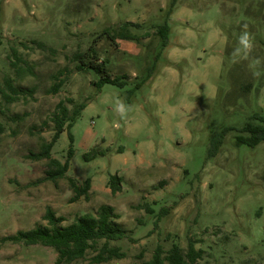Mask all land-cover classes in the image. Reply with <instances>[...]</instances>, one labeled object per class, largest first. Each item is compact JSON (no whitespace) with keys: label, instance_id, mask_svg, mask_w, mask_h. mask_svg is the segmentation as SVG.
<instances>
[{"label":"rangeland","instance_id":"rangeland-1","mask_svg":"<svg viewBox=\"0 0 264 264\" xmlns=\"http://www.w3.org/2000/svg\"><path fill=\"white\" fill-rule=\"evenodd\" d=\"M170 2L0 0V88L10 77L27 90L12 103L0 92V264H56L53 246L4 237L48 225V207L68 225L102 204L115 208L127 230L109 241L125 256L95 262L101 239L84 258L62 264H144L159 245L187 252L190 240L202 250L195 264H264V141L237 144L249 135L242 128L259 122L253 115H264V63L256 79L249 61H232L247 24L252 55L264 62V0H177L168 15ZM126 21L139 23L129 27L137 39L105 32L116 36ZM166 22L163 47L158 28ZM92 45L113 77L126 75L124 86L98 88L96 71L78 69L75 54L94 58ZM157 54L155 72L136 89ZM68 98L71 110L86 106L52 155L64 162L72 147L68 176L92 179L89 198L76 201L67 177L44 179L48 159L28 156L51 140L50 117ZM118 100L129 106L125 119ZM227 128L211 156V140ZM93 148L106 152L87 158ZM113 174L123 178L117 193Z\"/></svg>","mask_w":264,"mask_h":264},{"label":"trees","instance_id":"trees-1","mask_svg":"<svg viewBox=\"0 0 264 264\" xmlns=\"http://www.w3.org/2000/svg\"><path fill=\"white\" fill-rule=\"evenodd\" d=\"M177 4V0H171L169 8L167 9L168 15L173 12L174 7ZM130 26L138 27L139 23L133 21H126L117 30L116 36H113L109 31V37L115 39L120 37L126 40H135L137 36L129 29ZM158 34L161 37L162 46H166L169 39V25L164 23L158 28ZM40 48H46L43 42L34 41ZM94 58L86 60L84 53H76L74 58L79 61L78 69L85 68L96 71L100 78L95 82L98 88H102L105 84H113L117 86H124L128 81L126 75L112 76L108 66L104 62L98 61L97 50L92 45L90 47ZM159 60L158 54L154 56L151 66H147L146 73L143 77L139 76L135 88H140L147 82L153 75L156 69L157 62ZM6 88L1 87L0 92L3 99L7 103L16 101L21 95L25 94L27 90L20 89L13 83V79L10 77L5 78ZM61 84H55L52 89L54 93L58 92ZM33 89L30 90L33 93ZM67 103H73L72 98L60 100L57 104L56 110L50 117V121L54 124V134L50 141L44 140L41 144L38 152H31L28 156L30 158L40 160L48 159L46 180L57 181L59 178L67 177L74 195L73 201L80 199L82 196L89 198V191L92 186L91 178L88 177L82 184L72 177L68 176L70 167V160L73 156V148L71 147L67 153L66 161L62 162L60 159L53 157L52 149L55 143L58 141L61 133L73 127L75 121L80 116L81 111L85 108L86 104L81 103L71 110ZM254 119L259 120L254 124L249 122L246 124L242 131L248 132V136L239 135L237 137V144H247L251 147L257 146L260 142L264 141V115L256 113L253 115ZM44 125L48 124V121H44ZM229 128L225 129L219 135L211 140L210 155L217 154L225 133ZM3 131V127L0 126V132ZM69 137L73 141V134L70 132ZM105 150H99L93 148L87 158H94L97 155L105 154ZM122 176L113 174L110 176L109 185L114 193L121 191L122 189ZM118 214L115 212V208L109 204H102L96 213H84L78 215L76 219L68 225H60L64 220L63 216H57L55 211L48 207L44 219L48 220V225L38 224L35 228L30 230H19L16 234H11L4 237L5 240L13 242H25L26 244L41 243L46 246H53L57 252L58 257L56 264H62L64 262L70 263L74 260L84 258L90 249H97L98 241L105 239L104 244L99 248L98 253L94 256L95 262H105L113 258H123L125 253L121 251L118 246H111L110 240H120L127 237V230L119 223L115 221ZM202 257V250L196 249L195 242L190 240L187 252H184L182 247L178 244H174L172 248L165 253L162 246H158L156 251L149 261L144 264H195L198 259Z\"/></svg>","mask_w":264,"mask_h":264},{"label":"clouds","instance_id":"clouds-1","mask_svg":"<svg viewBox=\"0 0 264 264\" xmlns=\"http://www.w3.org/2000/svg\"><path fill=\"white\" fill-rule=\"evenodd\" d=\"M247 24L243 25V30L238 37V43L232 52L233 63H239L241 61H249V67L252 69L253 78H260L262 75L261 65L262 60L260 58L253 57L252 53L255 48L254 36L247 31ZM122 119L127 117L129 106L124 103L123 100L117 101V107L115 109Z\"/></svg>","mask_w":264,"mask_h":264}]
</instances>
